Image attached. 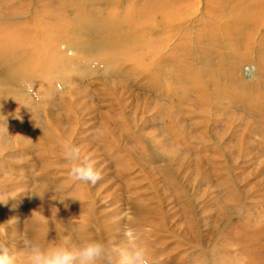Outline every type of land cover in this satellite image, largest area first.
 Listing matches in <instances>:
<instances>
[{
  "label": "rangeland",
  "instance_id": "obj_1",
  "mask_svg": "<svg viewBox=\"0 0 264 264\" xmlns=\"http://www.w3.org/2000/svg\"><path fill=\"white\" fill-rule=\"evenodd\" d=\"M244 1L0 0V34L17 27L0 36V237L18 261L22 233L119 245L131 228L152 264H264V109L243 97L258 55L228 25ZM143 11L176 25L105 49L106 23ZM69 140L95 185L70 179Z\"/></svg>",
  "mask_w": 264,
  "mask_h": 264
},
{
  "label": "clouds",
  "instance_id": "obj_2",
  "mask_svg": "<svg viewBox=\"0 0 264 264\" xmlns=\"http://www.w3.org/2000/svg\"><path fill=\"white\" fill-rule=\"evenodd\" d=\"M64 159L68 162L70 179L95 185L102 179L93 158L82 154L71 140L62 146ZM23 261L10 252L6 235L0 237V264H152L149 248L143 237L134 229H127L124 240L116 245L102 240L82 239L73 243L64 239L51 245L21 234Z\"/></svg>",
  "mask_w": 264,
  "mask_h": 264
},
{
  "label": "bare ground",
  "instance_id": "obj_3",
  "mask_svg": "<svg viewBox=\"0 0 264 264\" xmlns=\"http://www.w3.org/2000/svg\"><path fill=\"white\" fill-rule=\"evenodd\" d=\"M244 2L242 4H244ZM157 11L158 12L156 13V15L160 13V10H157ZM213 11H214V9L211 8L210 12H213ZM126 12H125V14H126ZM170 12H172V11H170ZM165 13H167V12H165ZM126 15H127L126 16L127 18L125 20L124 19L119 20L117 18H112L108 22V24L106 23L109 32L107 34V38H103L102 43L104 44L105 49H107L108 51L113 52V50L115 49V52H114L115 54L117 53L119 48H128L129 51L131 52V46L139 45L140 43L141 44L143 43L142 39L145 38L144 36H143V38H140L137 41H133L132 36L129 35L128 29L131 28L130 29V34H131L132 33L131 30H138L139 29V27L141 26L140 22L143 23L145 21H148V19H150V18L152 19V21L156 20V17H154L155 19H153L151 16L148 18V12H146V11L136 12V14H133V13L130 14L129 13ZM208 17L212 20H215V17L211 14H209ZM178 19H180V17H178ZM230 19H231V17H230ZM173 20L175 21L176 19H172V17L168 16V18L160 19L159 21L156 20L155 23H153V24L145 23V25L143 27H144V29L146 28L148 30L147 32H150V34L152 36L155 34L157 36V38L158 37L161 38L162 37L161 35L163 34L162 31H164L165 29L170 27V23H175ZM230 24H235V26H233L232 29L229 28L231 33L236 38V41L234 43H237L238 49L241 50V52H245V53H240L241 54L240 59L247 61L249 59V57L254 52H255V55H258V57H256V64L253 67V69L251 70V68L249 67V70L246 71V76L252 78L251 80H253L254 84L250 88L246 89L247 90L246 92H243V95H244L243 97L246 98L247 100H249L248 101L250 104L249 107L252 108V114L254 115V110H255L254 105L258 109H260V108L264 109V0H250L249 4L241 6V10H239V13L234 14L233 18L228 23V25H230ZM175 25H176V23H175ZM9 28H10L9 30H11L14 34L15 30H16L14 28H17V27L9 26ZM1 30H6V32H9V31H7L8 30L7 26L2 27L0 29V31ZM138 31H139V35H141L142 29H139ZM147 32H146V34H147ZM4 34L5 33H1L0 36L5 41H8V40H11L12 38H14L12 33H10L11 35H9V33H7L8 35H4ZM163 35H165V34H163ZM223 35H225L227 37V33L224 32ZM168 39H169L168 36H164L162 40L167 41ZM160 41H161V39H160ZM54 42L55 41H53L52 44H54ZM230 46H232V45H230ZM68 47L69 46H67L65 44V50L68 49ZM9 50H11V49H9ZM120 50H122V49H120ZM4 55H7L6 52L4 50H1V48H0V56L3 57ZM6 58H8V57H6ZM8 96L9 95L7 94L6 97H8Z\"/></svg>",
  "mask_w": 264,
  "mask_h": 264
}]
</instances>
